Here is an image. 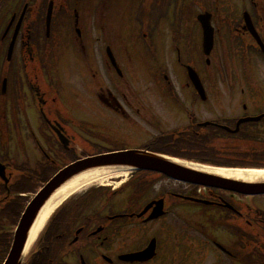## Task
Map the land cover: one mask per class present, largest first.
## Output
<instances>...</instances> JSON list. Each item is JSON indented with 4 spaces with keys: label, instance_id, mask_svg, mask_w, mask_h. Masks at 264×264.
Returning <instances> with one entry per match:
<instances>
[{
    "label": "flooded vegetation",
    "instance_id": "flooded-vegetation-1",
    "mask_svg": "<svg viewBox=\"0 0 264 264\" xmlns=\"http://www.w3.org/2000/svg\"><path fill=\"white\" fill-rule=\"evenodd\" d=\"M248 19L264 43V0H0L1 136L33 143L50 160L264 140V119L240 123L264 115V54ZM204 21L213 30L208 57ZM134 48L160 89H133ZM69 58L93 78L91 99L64 86ZM8 102L21 118L7 121ZM181 186L88 191L55 215L24 264H58L59 255L62 264H131L120 257L151 241L156 256L145 264H264V196ZM160 200L164 216L146 221L154 206L138 217Z\"/></svg>",
    "mask_w": 264,
    "mask_h": 264
},
{
    "label": "water",
    "instance_id": "water-1",
    "mask_svg": "<svg viewBox=\"0 0 264 264\" xmlns=\"http://www.w3.org/2000/svg\"><path fill=\"white\" fill-rule=\"evenodd\" d=\"M97 168H107L112 170L131 169L151 171L164 174L171 179L180 182L202 185L206 187H216L250 196L264 195V183L249 184L243 181L217 177L193 170L184 165L177 164L165 157L147 154L145 152L103 155L100 157L82 160L68 166L65 170L60 172L35 198L23 217L16 235L15 244L6 264H20L27 231L32 226L35 217L38 215L46 201L60 187H62L75 176ZM158 216L159 214L156 215V217ZM134 259L137 261H142L143 255H137L134 257Z\"/></svg>",
    "mask_w": 264,
    "mask_h": 264
},
{
    "label": "rangeland",
    "instance_id": "rangeland-1",
    "mask_svg": "<svg viewBox=\"0 0 264 264\" xmlns=\"http://www.w3.org/2000/svg\"><path fill=\"white\" fill-rule=\"evenodd\" d=\"M129 38L130 37L128 36V33H127L126 39L129 40ZM133 56H134V61H133L134 68H135V70L138 71V73H140L138 76L137 82L132 83L133 89H135L139 93L144 92V90L147 88L160 89V86L158 84H156L155 82L153 83L152 80H150L149 76L146 73L147 69L145 68V66H147V63L146 62H144V64L142 63L140 53L138 51H136L135 48L133 49ZM69 61H71L73 63V69H71V72H70L71 74L69 75L70 77L63 79L64 86L69 87L70 89L74 90L78 94L79 93L84 94V98L91 99V97H90L91 95L89 94L90 91L88 89V86H90L92 84L93 78L91 79L88 75H82L81 74V69H80L79 63L76 64V62L74 60H71V58H69ZM96 64H97L99 71H100L101 65L99 63L98 58H96ZM202 67H203L202 65L198 64V68L201 69ZM179 71L182 72L181 70H179ZM100 73H101V71H100ZM263 74H264V72H263ZM263 77H264V75H263ZM86 87H87L88 92L86 91L85 93H83L82 90ZM146 99H147V97L144 100H146ZM76 105H77V103H76ZM7 111H8L7 121L9 120L10 122H12L14 120V117L19 116L21 118V116H22V113L19 110L16 111L17 112V115H16V113L14 112L13 107H12V102L7 103ZM76 112H77V110H76ZM76 116H79V114L76 113ZM3 124H4L3 115L0 114V134H3V131H2L3 130L2 129ZM263 133H264V131H263ZM0 138H1V136H0ZM251 141H260V140H251ZM0 142H2V141H0ZM4 142H7V141H4ZM215 145H216L215 149L217 150V152H216L217 156L220 157L222 155V157L219 159L221 162L242 165V164H246L244 161H254L253 160L254 158H256L258 156H264V151L254 152V149L261 151L264 148V140H262L261 143L250 142L247 144H242V143L236 144L235 143V144H231V145L230 144H225V145L215 144ZM79 146L84 147L86 145H83V142H80ZM13 152H14L16 158L20 162H22L24 160V156L20 157L17 155L16 149H12V150L10 149L9 152H7V153L5 152V149H0V154H2V155H0V160L3 157H6V155H10ZM35 153L38 156L35 157ZM246 156L249 158H246ZM25 158H26V160H29L31 162L39 161L41 159V157L39 156V154L37 153L36 150L34 152L31 151L28 154L25 153ZM232 162H234V163H232ZM154 179H156L155 183L158 185H163V186L170 185L171 190H181V191L185 190V188H183L182 186H179L177 184L168 183L167 181L162 180V179H157V178H154ZM113 182H118V180L113 181ZM39 186H40V183L38 182L34 185L29 186V190L34 191L35 187L37 189ZM31 197H32V195H29L27 197V199L30 200ZM255 200H259V199H255ZM262 200L264 202V198L260 199V201H262ZM5 229L9 230L8 227H6ZM194 259L195 258H193L191 261L194 262Z\"/></svg>",
    "mask_w": 264,
    "mask_h": 264
},
{
    "label": "bare ground",
    "instance_id": "bare-ground-1",
    "mask_svg": "<svg viewBox=\"0 0 264 264\" xmlns=\"http://www.w3.org/2000/svg\"><path fill=\"white\" fill-rule=\"evenodd\" d=\"M185 166L199 172H204L206 174L214 175L221 178H227L230 180L243 181L249 184L264 183V171L218 170L205 168L202 169L191 167L189 165ZM114 172L116 173H112V171L107 168L92 169L90 171L75 176L68 183L58 189L48 200L43 209L40 211L38 218L30 232L26 251H29L33 247L37 237L39 236L46 222L49 220L51 215L59 208V206L68 198L91 186L110 185L114 180H126V178H128L129 176L127 173L117 174L118 172H121V170H115Z\"/></svg>",
    "mask_w": 264,
    "mask_h": 264
},
{
    "label": "trees",
    "instance_id": "trees-1",
    "mask_svg": "<svg viewBox=\"0 0 264 264\" xmlns=\"http://www.w3.org/2000/svg\"><path fill=\"white\" fill-rule=\"evenodd\" d=\"M3 240L0 238V243H2ZM8 242L5 241V244L2 248H0V264L3 262V260L6 257L7 249H8Z\"/></svg>",
    "mask_w": 264,
    "mask_h": 264
}]
</instances>
